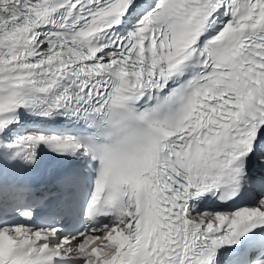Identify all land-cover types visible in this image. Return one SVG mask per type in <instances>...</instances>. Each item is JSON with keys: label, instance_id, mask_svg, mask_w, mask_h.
Returning <instances> with one entry per match:
<instances>
[{"label": "snow or ice", "instance_id": "snow-or-ice-1", "mask_svg": "<svg viewBox=\"0 0 264 264\" xmlns=\"http://www.w3.org/2000/svg\"><path fill=\"white\" fill-rule=\"evenodd\" d=\"M0 264H264V0H0Z\"/></svg>", "mask_w": 264, "mask_h": 264}]
</instances>
